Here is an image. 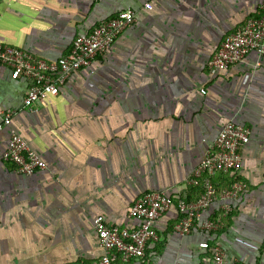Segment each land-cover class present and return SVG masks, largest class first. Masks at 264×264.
I'll use <instances>...</instances> for the list:
<instances>
[{"label": "crops", "instance_id": "1", "mask_svg": "<svg viewBox=\"0 0 264 264\" xmlns=\"http://www.w3.org/2000/svg\"><path fill=\"white\" fill-rule=\"evenodd\" d=\"M147 5V6H145ZM264 0H0V43L46 60L72 39L130 9L134 21L55 95L22 109L27 81L0 64V264H86L103 252L91 220L102 214L132 228L135 199L163 191L172 203L153 222L158 235L143 259L127 264H211L216 248L231 264L264 262V53L211 73L207 62L223 38ZM246 126L235 170L209 178L217 188L246 183L236 198L214 200L179 234L178 202L196 200L193 169L227 122ZM10 132L45 162L31 175L1 158ZM117 264H123L115 258Z\"/></svg>", "mask_w": 264, "mask_h": 264}, {"label": "built area", "instance_id": "2", "mask_svg": "<svg viewBox=\"0 0 264 264\" xmlns=\"http://www.w3.org/2000/svg\"><path fill=\"white\" fill-rule=\"evenodd\" d=\"M134 19V12L125 9L100 20L87 33L76 35L68 51L55 60H46L21 48L0 43V64L9 68L13 78L27 81L21 108L30 110L39 100L55 95L69 75L88 66ZM249 51H255L258 55L264 53V6L258 15L248 17L223 38L208 60L207 68L211 73L226 69L240 61ZM10 118L11 113L3 114L0 118V130L9 124ZM249 135L250 131L246 126L233 121H227L221 127L188 179L190 185L201 184L203 193L196 200L178 202L181 216L172 225L175 232L186 234L194 225L207 230L221 227V216L229 210L227 202L222 205L224 214L213 219L197 221L199 212L214 200L236 198L246 190V183L235 181L229 187L216 191L209 176L238 167L239 147L249 140ZM1 158L13 164L15 171L22 175H31L46 167L44 160L15 132L7 134ZM171 203V197L163 191H150L139 195L128 210V215L137 221L132 228L111 225L102 214L95 215L91 225L103 252L97 260L86 264H117L115 258L127 264L131 259H143L147 243L158 240L153 222L167 211ZM262 248L264 251V241ZM211 264L231 263H227L223 251L216 248Z\"/></svg>", "mask_w": 264, "mask_h": 264}, {"label": "trees", "instance_id": "3", "mask_svg": "<svg viewBox=\"0 0 264 264\" xmlns=\"http://www.w3.org/2000/svg\"><path fill=\"white\" fill-rule=\"evenodd\" d=\"M212 182V181H211ZM213 184V183H212ZM195 187H198L199 188V191H198V196H200L202 193H203V187H202V185L201 184H198V185H195ZM214 187H215V189H216V191H218L220 188H217L215 185H214ZM198 198V197H197Z\"/></svg>", "mask_w": 264, "mask_h": 264}]
</instances>
